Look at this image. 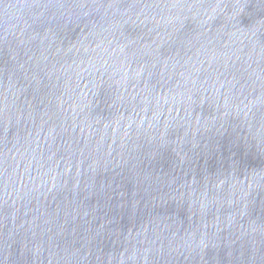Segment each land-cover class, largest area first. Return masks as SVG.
I'll use <instances>...</instances> for the list:
<instances>
[{
  "label": "water",
  "instance_id": "water-1",
  "mask_svg": "<svg viewBox=\"0 0 264 264\" xmlns=\"http://www.w3.org/2000/svg\"><path fill=\"white\" fill-rule=\"evenodd\" d=\"M0 264H264V0H0Z\"/></svg>",
  "mask_w": 264,
  "mask_h": 264
}]
</instances>
